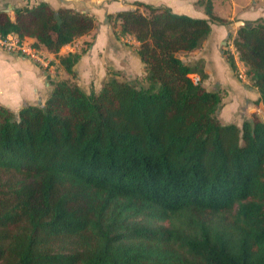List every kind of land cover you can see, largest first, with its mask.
Here are the masks:
<instances>
[{"label": "trees", "instance_id": "16d2710c", "mask_svg": "<svg viewBox=\"0 0 264 264\" xmlns=\"http://www.w3.org/2000/svg\"><path fill=\"white\" fill-rule=\"evenodd\" d=\"M104 19L129 39L141 84L106 73L97 92L56 81L41 105H0V264H264V121L222 124L203 87L207 19L135 3ZM0 11V40L51 54L88 35L86 12L27 1ZM222 52L264 107V20ZM79 52L58 57L72 77ZM190 75L198 78L193 81Z\"/></svg>", "mask_w": 264, "mask_h": 264}, {"label": "rangeland", "instance_id": "374dc122", "mask_svg": "<svg viewBox=\"0 0 264 264\" xmlns=\"http://www.w3.org/2000/svg\"><path fill=\"white\" fill-rule=\"evenodd\" d=\"M26 1L29 4H33L41 0H21L19 2L22 4ZM109 1L112 0H106V2ZM50 2L53 7L66 6L83 9L82 7L85 5L87 13L94 15V30L88 35L76 39L70 45L60 48L57 54H51L43 48H32V42L29 39H24L20 45H17L16 38L12 36L7 37V45L3 44V42L0 43V50L11 54L14 57L21 58L24 56L41 71L49 83L52 84L56 81L67 80L75 83L85 93H90L92 91L97 92L101 87L106 73L110 70L120 72L122 77L128 82L141 84L140 79L143 75L142 66L140 62H138L139 59L131 47L126 46L127 42V44H130L129 39L115 40L109 25L104 19V15L109 11L107 5L105 6L100 2H98L100 4L90 3L91 0H50ZM133 2L135 1H118V3H122L125 6L129 5V7ZM2 3L5 5L7 2L3 0ZM4 5H2V7H5ZM5 9L8 14H12V9ZM241 11L242 10L237 11V14H240ZM237 19L238 18L234 17V21H231V25L228 27L224 25V30L226 32L218 40L221 43L215 44L214 50L221 56H223L222 52L227 49L235 58L237 57L230 38V36L233 37L235 35L237 29L239 28L235 24ZM203 48L204 49L198 53L180 55V57L181 59L186 60L188 64L196 63L198 57L211 54L212 49L210 50L207 45L204 44ZM69 52H79L81 54L79 61L73 68V77L67 74L59 66L57 59ZM222 62L223 65L227 67L225 68L229 70V65L225 58H223ZM236 66L238 67L236 73L231 71L226 76L223 75V78L219 75V77L215 76V68L211 71V77L204 82V87L210 91H219L223 96L221 106L217 114L219 121L222 124H233L240 128L244 121H251L255 117L264 121V107L261 103H259V95L256 89L246 81L245 77L243 80L238 77L239 72L244 74L245 71L242 64L236 61ZM218 69L220 71L219 73L222 75L221 69L219 67ZM190 78L193 81H196L197 76L190 75ZM52 89L53 87L50 86L49 93ZM48 94L46 93L43 97H36L32 102H24L21 106H24L25 103L41 105L45 102ZM17 110L18 109L13 112L16 113Z\"/></svg>", "mask_w": 264, "mask_h": 264}, {"label": "crops", "instance_id": "0c3cea01", "mask_svg": "<svg viewBox=\"0 0 264 264\" xmlns=\"http://www.w3.org/2000/svg\"><path fill=\"white\" fill-rule=\"evenodd\" d=\"M2 1L3 0H0V11H4L6 13L7 10L5 8L12 9L11 10L12 13L14 8H17L23 4V3L20 4L19 1L21 0H5L7 2L5 5L2 3ZM118 1L119 0H112L106 2V0H91L90 3H95V4L103 3V5L105 6L107 5L109 11L106 14L133 9L135 7L134 6L135 3H142L146 5H151L153 7H166L175 14L185 15L195 19H207L203 11L206 8V6L210 5L213 15L227 22V24L225 25L226 27L231 25L230 22L234 21V17L238 18L236 21L242 22L243 25L245 22H253L257 19L264 20V0H134L135 2H133L130 7L129 5H127L128 6L127 7L122 3H118ZM39 2H45L51 8L54 9L66 7V6L53 7L50 0H41ZM2 5H4L5 7H2ZM83 6H84L82 7L83 9H78L73 7H66V8H71L79 12L87 13V11L85 10L86 6L85 5ZM239 10L242 11L240 14H237V11ZM8 15L12 19L13 15L12 14L11 15L8 14ZM225 26L210 23V28H211L210 34L202 44L201 48L197 51L188 54L191 55L200 52L202 49H204L203 48L204 44L207 45L210 50L212 49L210 55L198 57V60H196V61L201 60L203 62V71L206 74V79L202 82L203 87H204V82L211 77V71H213L215 68H216L215 70L216 77L221 76L223 78V75L226 76L231 72L230 68L229 70H227L226 69L227 67L223 65L222 60L224 57L219 55V53H216V51L214 50L215 44L221 43L218 40L225 34L226 32L224 30ZM29 40H31V42L33 43L32 39ZM69 53H73V52H69ZM181 60L187 63L186 60L183 59ZM218 67L221 69L222 75L219 73L220 71ZM142 72H143V66H142ZM50 86L52 87L51 83L47 81V79L44 77L41 71L38 68H36L31 63V61L26 59L24 56L18 58L12 56L11 54L2 52L0 50V105L5 106L11 111H14L16 109L19 110L22 107L21 106L22 103L30 102V101L32 102L33 99H35L36 97L39 96L43 97L46 93L48 94L50 91ZM26 105H34V104L27 103Z\"/></svg>", "mask_w": 264, "mask_h": 264}, {"label": "built area", "instance_id": "2783aa9c", "mask_svg": "<svg viewBox=\"0 0 264 264\" xmlns=\"http://www.w3.org/2000/svg\"><path fill=\"white\" fill-rule=\"evenodd\" d=\"M6 39H7V38H6ZM6 39H5V40H2V41L0 40V43L3 42V44L7 45V43H6L7 41H6ZM238 77H239L240 79L243 80V79H244V74L239 72V73H238Z\"/></svg>", "mask_w": 264, "mask_h": 264}, {"label": "water", "instance_id": "95a60500", "mask_svg": "<svg viewBox=\"0 0 264 264\" xmlns=\"http://www.w3.org/2000/svg\"><path fill=\"white\" fill-rule=\"evenodd\" d=\"M235 24L237 25V27H240V26H242V25H243V23H242V22H236Z\"/></svg>", "mask_w": 264, "mask_h": 264}]
</instances>
